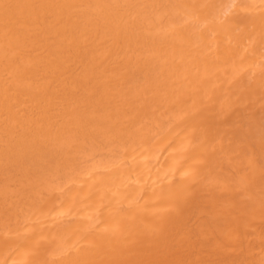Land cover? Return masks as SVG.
Instances as JSON below:
<instances>
[{"label": "bare ground", "instance_id": "1", "mask_svg": "<svg viewBox=\"0 0 264 264\" xmlns=\"http://www.w3.org/2000/svg\"><path fill=\"white\" fill-rule=\"evenodd\" d=\"M0 264H264V0H0Z\"/></svg>", "mask_w": 264, "mask_h": 264}]
</instances>
